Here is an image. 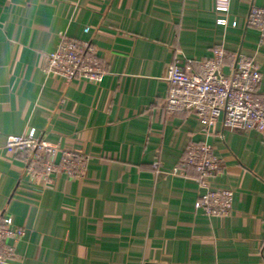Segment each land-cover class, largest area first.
<instances>
[{
    "label": "crops",
    "instance_id": "1",
    "mask_svg": "<svg viewBox=\"0 0 264 264\" xmlns=\"http://www.w3.org/2000/svg\"><path fill=\"white\" fill-rule=\"evenodd\" d=\"M253 5L264 0H231L228 12L216 0H0V218L25 229L6 264H264V133L222 117L207 129L162 105L169 65L198 71L218 48L226 72L238 52L259 62L264 100ZM62 33L97 44L108 70L100 82L42 72ZM32 127L89 155L83 175L33 180L28 153L6 147ZM195 141L224 161L211 186L236 191L230 217L195 208L206 188L181 163Z\"/></svg>",
    "mask_w": 264,
    "mask_h": 264
},
{
    "label": "built area",
    "instance_id": "2",
    "mask_svg": "<svg viewBox=\"0 0 264 264\" xmlns=\"http://www.w3.org/2000/svg\"><path fill=\"white\" fill-rule=\"evenodd\" d=\"M230 1L216 0V9L228 12ZM217 21L222 25L227 24L226 17H220ZM247 24L257 29L260 39L264 40L263 6L253 5L249 8ZM226 57L225 49H215L210 57L199 61L198 71L187 70L178 60L173 61L167 73L169 87L163 108L167 114L194 113L207 129L222 117L226 128L264 133V100L259 95L263 79L260 64L254 57L238 52L233 56L232 70L226 72ZM191 64L193 60L187 59V66ZM42 72L67 81L100 82L108 70L93 40H78L62 33L56 48L47 54ZM6 147L28 153L25 164L27 173L33 180L44 183L51 182L55 173L83 175L90 157L51 142L43 131L35 127L22 134L8 136ZM181 163L196 170L200 174L196 179L199 186L206 188L195 200V208L209 216L230 217L236 191L211 186L212 178L219 176L224 166L223 159L213 146L207 141L191 142ZM155 167L159 172L160 161L155 162ZM24 235L25 229L15 222L13 216L0 218V264H6L16 256L17 244Z\"/></svg>",
    "mask_w": 264,
    "mask_h": 264
}]
</instances>
